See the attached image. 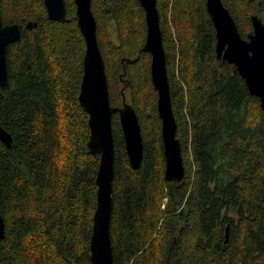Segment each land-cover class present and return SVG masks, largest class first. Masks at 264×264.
I'll return each instance as SVG.
<instances>
[{
	"label": "trees",
	"instance_id": "16d2710c",
	"mask_svg": "<svg viewBox=\"0 0 264 264\" xmlns=\"http://www.w3.org/2000/svg\"><path fill=\"white\" fill-rule=\"evenodd\" d=\"M222 1L244 39L252 16L264 21V0ZM64 3L66 20L56 22L43 0H0V22L21 32L7 47L0 89V125L12 140L0 141V264H91L100 156L88 149L89 116L78 102L86 43L73 0ZM206 3L157 0L185 167L177 184L164 177L140 1L92 0L111 106L130 99L144 145L134 170L114 113V264H264V112L218 59Z\"/></svg>",
	"mask_w": 264,
	"mask_h": 264
},
{
	"label": "water",
	"instance_id": "95a60500",
	"mask_svg": "<svg viewBox=\"0 0 264 264\" xmlns=\"http://www.w3.org/2000/svg\"><path fill=\"white\" fill-rule=\"evenodd\" d=\"M145 12L146 41L142 48L151 56V80L157 91V111L162 122V142L165 157V180L181 183L185 178V167L181 142L177 138L178 126L172 106L167 58L160 26L157 0H139ZM77 25L82 32L86 51L84 71L80 83L78 102L89 116L90 139L88 149L100 156L96 179L97 208L91 235V264H114L111 240L113 212V182L115 177L116 148L113 115L118 113L125 150L134 170H139L143 161L144 145L138 115L126 100L122 107L113 108L110 103L105 62L97 38V22L92 11V0H73ZM46 16L50 21L65 22L64 0H43ZM207 11L216 29V53L220 60L234 66L251 94L260 100L264 112V21L252 16L253 32L244 39L222 0H207ZM28 22L27 29L35 26ZM20 28L16 24L0 22V89L8 84L6 50L20 39ZM0 141L9 148L10 135L0 125ZM228 229V228H227ZM5 225L0 215V241L4 238Z\"/></svg>",
	"mask_w": 264,
	"mask_h": 264
},
{
	"label": "rangeland",
	"instance_id": "374dc122",
	"mask_svg": "<svg viewBox=\"0 0 264 264\" xmlns=\"http://www.w3.org/2000/svg\"><path fill=\"white\" fill-rule=\"evenodd\" d=\"M109 33H110V38L113 42L118 43V39H117V34H116V28L114 23H112L109 27ZM130 99L127 100V102H129Z\"/></svg>",
	"mask_w": 264,
	"mask_h": 264
}]
</instances>
